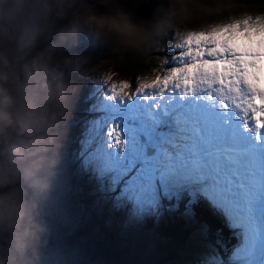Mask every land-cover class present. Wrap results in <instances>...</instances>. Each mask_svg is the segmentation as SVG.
I'll list each match as a JSON object with an SVG mask.
<instances>
[{
	"label": "snow or ice",
	"instance_id": "obj_1",
	"mask_svg": "<svg viewBox=\"0 0 264 264\" xmlns=\"http://www.w3.org/2000/svg\"><path fill=\"white\" fill-rule=\"evenodd\" d=\"M170 36L151 76L92 82L89 159L137 201L201 183L242 229L232 264H264V15Z\"/></svg>",
	"mask_w": 264,
	"mask_h": 264
},
{
	"label": "clouds",
	"instance_id": "obj_2",
	"mask_svg": "<svg viewBox=\"0 0 264 264\" xmlns=\"http://www.w3.org/2000/svg\"><path fill=\"white\" fill-rule=\"evenodd\" d=\"M0 0V264H38L45 205L65 136L72 76L88 63L81 39L136 54L173 20L213 9L167 0Z\"/></svg>",
	"mask_w": 264,
	"mask_h": 264
},
{
	"label": "rangeland",
	"instance_id": "obj_3",
	"mask_svg": "<svg viewBox=\"0 0 264 264\" xmlns=\"http://www.w3.org/2000/svg\"><path fill=\"white\" fill-rule=\"evenodd\" d=\"M150 3L146 0L145 7L151 8L153 3ZM159 3L165 8L168 6L167 0ZM219 8H213L211 13ZM225 11L230 15L236 14L235 18L196 13L190 22L173 20L178 25H173L171 34L204 31L213 25L241 18L232 9ZM238 11L264 15V11L258 9L242 8ZM170 41L172 43L171 36L168 42ZM154 45H157V41L152 39L146 48L150 49ZM77 51L88 54L89 60L72 76L76 90L70 97L69 115L64 125L65 136L56 176L43 206L47 230L39 247L38 264H60V255L52 250L47 236L58 246L64 244L66 236L84 243L94 255L93 264H222L219 259H225V262L232 264V253L242 242V229L234 225L224 208L205 194L201 183L173 185L164 183L157 177L151 194L146 199L137 201L124 191V181L114 183L111 173H101L98 165L89 159L86 134L93 109L99 102L92 82L98 77L107 76L114 77L112 82L135 81L136 78L151 76L153 73L137 72L130 76L124 67L125 53L113 52L108 43H93L82 37ZM165 55L168 53L160 48L159 55H156L157 64ZM151 59L152 57L147 62L151 63ZM179 194L187 195L191 201L196 200L197 203L201 202L211 208L219 227L215 225L212 232L214 239L210 241H205L203 232L200 235L201 243L189 238L181 244V249H170V252L176 253V258L172 259L158 250L161 244L155 224L158 225L166 221L165 219L171 220L172 214L179 215V205L176 200L172 201L173 196ZM226 232L234 233L235 239L226 238ZM216 255H223L224 258ZM164 257L167 259L163 260Z\"/></svg>",
	"mask_w": 264,
	"mask_h": 264
},
{
	"label": "trees",
	"instance_id": "obj_4",
	"mask_svg": "<svg viewBox=\"0 0 264 264\" xmlns=\"http://www.w3.org/2000/svg\"><path fill=\"white\" fill-rule=\"evenodd\" d=\"M160 1L161 0H157L156 7H163V5L159 3ZM202 2L209 5L212 9L220 7L216 12L211 13L210 16L212 17L222 15L226 18H235L236 14H227L225 11L226 9H232V12L237 13L238 16L245 14V12L238 11L242 8L264 11V0H202ZM152 10L140 11V15H150ZM200 13L202 12H198L197 15ZM173 25L177 26L178 23L172 21V24L153 37V40L155 39L157 41L156 46H150V49L145 48L143 51L136 54L125 53L124 67L127 69L130 76L135 75L137 72H144L147 74L154 72L155 67L158 65V56L156 57V55H159L160 48L163 51V49L167 48L168 44L171 43V41L168 42V40ZM151 57L152 62H147ZM174 200H176L179 205V210L177 211L179 215L172 214L170 216L171 220L165 219L166 221L158 223V225L157 223L155 224L157 226L156 231L159 236V244H161L158 250L159 252L165 253L166 255L164 256H169L172 259L176 258V253L170 252V249L175 251L176 249H181V244L188 241L189 238H192L194 242L201 243L200 235L203 232L205 241H210L211 239H214L212 232L214 231L215 225L219 227L218 224H216L217 220L215 219L214 214L210 211L211 208H207V206L203 205L201 202L197 203L196 200L195 202L191 201L187 195L179 194V196H173L172 201ZM209 211L211 213H209ZM184 213L187 215L185 216ZM225 237L233 240L235 239V234H227ZM71 238V236H66L64 244L58 246L49 236H47V241L51 245L52 250L60 255L59 263L93 264V253L89 252L84 243L78 242L75 238ZM216 256L218 258H224L223 255ZM162 259L165 260L167 258L164 257ZM219 260H221L220 262H223L222 264H228V262H225V259Z\"/></svg>",
	"mask_w": 264,
	"mask_h": 264
},
{
	"label": "water",
	"instance_id": "obj_5",
	"mask_svg": "<svg viewBox=\"0 0 264 264\" xmlns=\"http://www.w3.org/2000/svg\"><path fill=\"white\" fill-rule=\"evenodd\" d=\"M151 3H153V6L150 8V7H145V2L142 4L143 6V9H141V11H146V10H152L156 7L157 5V0H149ZM150 3V4H151ZM146 9V10H145Z\"/></svg>",
	"mask_w": 264,
	"mask_h": 264
}]
</instances>
